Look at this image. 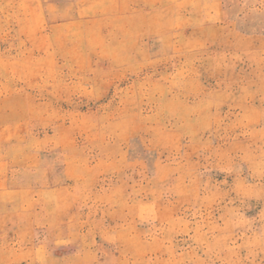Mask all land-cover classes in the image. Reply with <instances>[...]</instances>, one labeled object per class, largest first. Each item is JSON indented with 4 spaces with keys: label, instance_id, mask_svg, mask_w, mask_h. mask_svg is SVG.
Returning a JSON list of instances; mask_svg holds the SVG:
<instances>
[{
    "label": "rangeland",
    "instance_id": "rangeland-1",
    "mask_svg": "<svg viewBox=\"0 0 264 264\" xmlns=\"http://www.w3.org/2000/svg\"><path fill=\"white\" fill-rule=\"evenodd\" d=\"M0 264H264V0H0Z\"/></svg>",
    "mask_w": 264,
    "mask_h": 264
}]
</instances>
